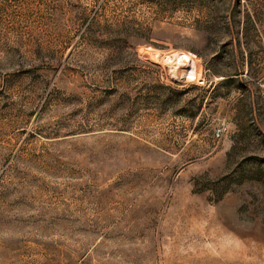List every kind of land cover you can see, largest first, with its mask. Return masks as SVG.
I'll use <instances>...</instances> for the list:
<instances>
[{"label": "rangeland", "instance_id": "1", "mask_svg": "<svg viewBox=\"0 0 264 264\" xmlns=\"http://www.w3.org/2000/svg\"><path fill=\"white\" fill-rule=\"evenodd\" d=\"M0 264H264V0H0Z\"/></svg>", "mask_w": 264, "mask_h": 264}, {"label": "bare ground", "instance_id": "2", "mask_svg": "<svg viewBox=\"0 0 264 264\" xmlns=\"http://www.w3.org/2000/svg\"><path fill=\"white\" fill-rule=\"evenodd\" d=\"M183 57H186V56L179 55L175 58H171V59L167 60L168 64L172 65V69L174 70L173 74H177V72H180L182 74L183 73L182 69L188 68L189 71H187L186 74L185 75L183 74L182 76L183 77L187 76L188 78L197 80L196 76H198V74H197V70H196L195 66L194 65L192 66V63L190 61H188L187 59H184ZM167 62H165V64H167ZM170 65H168V66H170ZM189 68H191V70ZM176 78H178V76Z\"/></svg>", "mask_w": 264, "mask_h": 264}]
</instances>
